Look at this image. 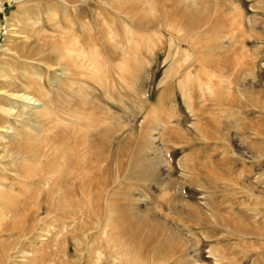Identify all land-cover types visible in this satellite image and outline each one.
<instances>
[{
  "label": "rangeland",
  "instance_id": "obj_1",
  "mask_svg": "<svg viewBox=\"0 0 264 264\" xmlns=\"http://www.w3.org/2000/svg\"><path fill=\"white\" fill-rule=\"evenodd\" d=\"M160 1L133 0L144 6L146 16L132 21L126 12L110 8L106 0H0L2 60L10 56L11 28L53 39L68 25L75 51L107 54L101 36L103 24L117 31L110 41L114 58L131 48L129 54L138 50L144 62L135 73L115 74L113 79H105L99 67L93 69V77L83 76L75 67L63 73L61 83L54 81L57 68L52 71L38 65L33 76L44 81L45 93L49 91L43 100L48 114L38 128L23 131L21 136L37 131L41 163L57 155L59 162L68 159L65 169L75 171L76 155L62 159L63 151L74 141L70 139L64 146L61 139L77 131L82 142L80 153H86L94 166L101 153L100 173L88 182L89 199L82 207L89 208L84 215L71 217L57 205L47 215L43 208L39 239L0 226V264H28L33 256L36 259V254L22 256L20 252L33 246L25 243L30 241L39 251L51 254L47 262L36 259L35 264H87L91 258L94 264H127L132 257L121 256L112 236L101 233L104 210L102 215L95 214L97 201L100 199L103 209L110 197L144 217V239L154 240L156 246L151 251L141 250L148 264L157 258L170 264L177 256L180 264H264V0H195L196 28L206 29V25L214 30L213 36L200 38L195 31L186 32L181 24H169ZM123 2L131 4L132 0ZM146 31H151V41L142 43ZM36 41L30 49H35ZM20 119L30 122L32 116L27 113ZM145 133L150 144L141 153L144 166L135 176L132 160L141 152L138 147ZM150 134L159 135L158 141ZM21 136L14 144L23 147ZM125 142L129 149L123 156ZM75 179H71L73 186L80 183ZM50 186H42L44 195ZM41 198L42 208L46 199ZM53 199L57 202L59 193ZM4 216L0 225L21 219L13 210Z\"/></svg>",
  "mask_w": 264,
  "mask_h": 264
},
{
  "label": "bare ground",
  "instance_id": "obj_2",
  "mask_svg": "<svg viewBox=\"0 0 264 264\" xmlns=\"http://www.w3.org/2000/svg\"><path fill=\"white\" fill-rule=\"evenodd\" d=\"M106 1L112 6L110 8L113 9L116 8L119 10V12L122 13L123 11L126 12L130 20L132 21L135 19L142 20L143 17L146 16V13L143 8L144 6L141 7L140 2H138L137 4L132 0L131 4L129 3L126 4V2H123V0H106ZM189 1L191 2V4H193L192 6L187 1H186L187 3H185L184 0H161L159 2L160 5L159 4L158 5L164 7V9H161L163 13V18L166 21L168 20L169 24H173V23L181 24L183 25V28L186 29V32L191 31L193 34V32L195 31L194 35H196L198 38L204 35H205L204 37L208 35L210 36L211 32L214 30H211L209 27L208 30L206 25H203L205 26L206 29L196 28L198 24L197 21L194 22V20H196L197 18L193 19V17L197 13L195 12L197 8V4L193 3L195 2V0H189ZM118 10L116 12H118ZM116 12L114 10V13ZM198 16H201L200 11ZM223 16L224 14L222 15V18L220 16V20L224 19ZM226 19L227 17H225V20ZM216 20H218L217 22H220L219 18H216ZM210 25L211 24H209V26ZM213 26H218V25L212 24L211 27L213 28ZM219 26H221V24ZM220 28L221 27H217L218 30H220ZM11 29H10L12 33L11 40L13 42L10 40L12 43V47L10 46L8 47L10 56L8 59H4V60L0 59V222H2V220L4 219L5 217L4 215L7 213V211L11 213L12 210L16 213H20L21 219L19 220V223H17L18 221L15 222L13 220L14 222H11L9 224L3 222L0 226H2L3 228L9 231H11L12 229L13 230L19 229L21 232L20 235L25 236L26 238L29 237L28 235H30L32 239H39L41 235L38 226L43 220V216H42L43 208L44 210H46L47 215H51L53 210H55L56 205L66 214H70L71 217L77 215H84L85 212H87L86 209H88L89 207L87 206L82 207V206H84V204L87 202V199H89L88 197L89 192L87 187L89 185L88 182L95 180L98 176V173H100L99 160L101 159H99L100 158L99 155L101 153L99 152L98 157L96 156L97 164L94 166L91 163L92 161L90 162V159L87 158L88 156H86V153L85 154L80 153V151H83L80 148L82 142L81 139H78L76 134L77 131H75L76 133L73 132L71 134H66L61 140H63V143L65 144L64 146L66 145L68 146L69 143L68 140L71 139V141L72 140L74 141L73 145L69 144V146L65 148V150L63 151V154L65 156L62 155V159L64 157L70 158L76 155L75 157L76 170L74 171L73 168L69 166H68L69 168L65 169L64 166L65 163L67 162L66 160L68 159L59 162L58 161L59 156L56 157L57 155L55 157L53 156L52 160H49V162H46L43 165L40 161L43 156V153L41 146L38 144L39 140L36 136L37 131L32 130L34 135L28 133L26 134V137L21 136L23 131L32 128H38L37 125L39 124V121L42 120L43 117H45V114H48L46 113V111L44 112V108L46 106L45 104H47V102L43 100L47 99L48 97L47 95L49 91L45 93V90L43 89L45 85L44 81L42 82V81H37L36 79L34 80L35 77L33 76V75H37L38 73V69L40 68L38 65L44 64L47 69L49 68L52 71H54L55 68H57L58 71L55 70V73L53 74L54 81H56V83H61L64 82V79L62 77L63 73L65 74L67 71L71 70L72 68L74 69L77 68V70L80 69L81 70L80 74H82L83 76L93 77L95 73L93 69L99 67V69L103 70V77L107 76L104 77L105 79L106 78L113 79L114 78L113 75L115 74L119 75V73L121 74L127 71L128 73L129 72L135 73L134 70L142 68L144 62L139 58V55H137L139 54L138 50L135 49V52H131L129 54L128 51H133V49L131 48L130 50H125V53L122 52V54L119 55L118 57L114 58L112 56L114 50L112 51V46L110 44L111 43L110 41L111 39H113L112 37H114V35L117 34L116 33L117 31L113 30V28H111L110 25L108 28L102 24V29L100 28L101 36L103 39V47L105 50L108 51V53L101 54L99 56L97 54L95 55L94 52H92L91 50L75 51L76 48L74 47L75 46L74 42L72 38L69 36L70 30L68 25L65 28H63L61 34L58 37L53 39L49 38L46 34L39 35L38 38H36L34 35L36 34V32H31V30L27 32L21 29L19 30L15 28H11ZM27 29L28 28L26 27V30ZM152 29H153L152 31L157 32L156 28H152ZM211 35L213 36V34ZM151 36H152L151 31L148 32L146 31V35H143L142 41L140 42L148 43L149 40L151 41L150 38ZM172 38H174L173 34L171 35V39ZM208 38L209 37H207V39ZM35 40H37L35 49H30L31 48L30 45ZM212 40L213 41H211V45L213 46L212 43L214 42V39ZM197 45L199 49L200 43ZM176 48H179V45ZM198 49H197V53L199 51ZM203 49L204 48L202 47L200 52L204 54ZM199 53L198 55L200 56ZM109 56L112 62L109 60ZM48 58L50 60V64L48 63ZM39 60L44 62H40ZM18 64L21 65V67H19ZM55 64L57 65L59 64V65L56 66ZM114 69H115V73L113 71ZM188 75L190 74L188 73ZM57 76H61V78H58ZM182 76L185 77V75ZM95 77H98V74H96ZM98 79L101 80L100 75ZM98 79L97 81H99ZM66 82L70 83L68 81ZM38 84L40 85V87L38 86ZM50 86H53L55 88L56 85L50 82ZM163 92H165V90ZM27 113L28 115L32 116L30 122L28 120L26 122L23 119H20V117L21 118H23V116L25 117ZM88 115L89 114H87V116ZM24 127L25 129H23ZM79 134H81V132ZM157 134L156 135L150 134L151 139L154 141L155 140L158 141L159 135ZM20 136L22 138V142L24 143L23 147L21 145L14 144V142H16L15 140L18 139ZM25 138L28 140L27 142ZM148 139H149L148 135L147 133H145L141 140L143 141V144L138 147V149H140L141 152L137 153V155L135 154L136 156L132 160V169L134 172L133 175L135 176H137V172L140 170L138 168L144 166V162L141 159L142 156L141 153L144 151V148L148 146V144H150ZM128 149H129L128 144L125 142L124 147L121 149V154L125 156L128 152ZM21 150L24 151L23 154H21L22 152ZM14 152L17 154H15ZM20 157L22 160H19ZM72 159L74 161V158ZM140 160H142L141 162L143 164L141 162L140 164L138 163ZM89 164L91 165L90 167ZM12 165H14V167ZM72 178H76L77 180L80 181L78 185L76 184L77 188L76 186H73L71 181ZM43 185H51L45 191V195L42 187ZM56 192L59 193V199L57 200V202L55 199H53V196ZM77 192L80 193L81 195L76 196ZM42 196H45L46 200L44 201H46V203L44 202L43 205L45 206H42L41 208L42 205L41 202L43 201V198H41ZM99 200L96 203L95 214L102 215L100 213L101 210H104L105 212L104 214L105 224L103 225V227L101 226V233H108V235L112 236L113 244L120 248L121 252L119 251V249L118 251L121 256L122 255L128 257L131 256L132 258L133 257L135 258V260H132V258L129 259L127 261V264H148V262L145 261V258L141 256V250L149 249L151 251V249L154 247L155 242H153L154 240L147 241V239L146 240L144 239L145 237L143 236V233L144 230L147 229L145 227V223H144L145 220L143 219L144 217H141L139 214L135 213V211H131L130 208H127L126 206L124 207L122 205H119L118 203H116L117 201L114 202L112 197H110V202H107V205L103 209L99 204ZM88 201L91 203L90 200ZM149 234L150 233H148V235ZM144 235L146 236V234ZM149 236L147 237L149 238ZM31 238H28L29 241L31 240ZM162 238L166 239L164 237ZM23 240L27 241V239H23ZM23 242L25 241H22V243ZM25 243L33 245L34 248L32 246L31 248L28 247L30 249H26L23 246L25 249L20 250V252H22V256H33L36 254L37 257L36 259L39 262L43 263L49 260V256H51V254L48 253L47 251L44 252L39 251V246L36 247L37 245L35 244V242L31 243L30 241V243L29 242H25ZM162 246L166 247V245H162ZM155 248L156 246L154 247V249ZM150 251L148 253H150ZM144 254H146V252ZM170 255H172V253ZM36 259L35 256H33V258H31V261H29L28 264H35ZM180 259L181 258L177 256L174 261L172 259L173 262L171 261L170 264H180L181 262ZM93 262L94 260L92 258L87 260V264H94ZM149 264H168V262H166L165 259L157 258V260H155L153 263L150 262Z\"/></svg>",
  "mask_w": 264,
  "mask_h": 264
}]
</instances>
